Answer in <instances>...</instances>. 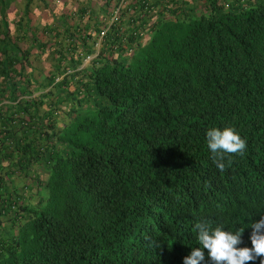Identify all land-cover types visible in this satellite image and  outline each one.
<instances>
[{"label":"trees","instance_id":"16d2710c","mask_svg":"<svg viewBox=\"0 0 264 264\" xmlns=\"http://www.w3.org/2000/svg\"><path fill=\"white\" fill-rule=\"evenodd\" d=\"M11 1L0 264H184L198 222L244 229L238 246L251 247L264 217V0ZM225 127L246 149L221 172L206 133Z\"/></svg>","mask_w":264,"mask_h":264},{"label":"clouds","instance_id":"9594fccd","mask_svg":"<svg viewBox=\"0 0 264 264\" xmlns=\"http://www.w3.org/2000/svg\"><path fill=\"white\" fill-rule=\"evenodd\" d=\"M206 135L212 159L221 172L225 170V154L242 153L246 149L245 139L232 127L211 128ZM250 226L251 247H239L244 229L233 233L220 226L212 228L206 222H198L195 227L200 247L193 248L184 257V264H201L205 260V249L211 264H249L257 257H264V217ZM260 264H264V259Z\"/></svg>","mask_w":264,"mask_h":264},{"label":"crops","instance_id":"0c3cea01","mask_svg":"<svg viewBox=\"0 0 264 264\" xmlns=\"http://www.w3.org/2000/svg\"><path fill=\"white\" fill-rule=\"evenodd\" d=\"M72 1L74 2V0H72ZM14 3H15V1H14V0H12V1H11V5L13 6V5H14ZM17 4L20 6V5H22V2H19V3L17 2ZM13 7H14V6H13ZM44 12H45V11H44Z\"/></svg>","mask_w":264,"mask_h":264}]
</instances>
